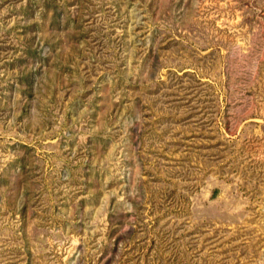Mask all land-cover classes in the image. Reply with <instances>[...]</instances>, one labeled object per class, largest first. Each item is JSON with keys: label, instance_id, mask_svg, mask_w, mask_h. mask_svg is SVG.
Instances as JSON below:
<instances>
[{"label": "rangeland", "instance_id": "374dc122", "mask_svg": "<svg viewBox=\"0 0 264 264\" xmlns=\"http://www.w3.org/2000/svg\"><path fill=\"white\" fill-rule=\"evenodd\" d=\"M0 264H264V0H0Z\"/></svg>", "mask_w": 264, "mask_h": 264}]
</instances>
